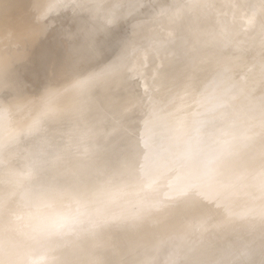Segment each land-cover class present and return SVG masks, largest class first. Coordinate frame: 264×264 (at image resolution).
<instances>
[{
	"label": "bare ground",
	"instance_id": "bare-ground-1",
	"mask_svg": "<svg viewBox=\"0 0 264 264\" xmlns=\"http://www.w3.org/2000/svg\"><path fill=\"white\" fill-rule=\"evenodd\" d=\"M217 1L219 5L213 9L211 5ZM240 1L56 0V4L67 3L74 14L78 12L83 16L74 19L70 26L67 25L60 36L51 72L45 79L46 83L37 91L20 90V94L13 96L7 104L11 109L10 113L36 103L42 95L54 93L53 96H59V100L63 102L70 93H76L81 85H87L92 91H98L101 94L104 107L118 120H122L124 113L129 111L131 106H135L132 104L134 101L138 100L140 103L145 97H151L153 101L155 99V104L160 105L161 109L166 108L159 111L163 117L170 113L173 107L169 106L168 110L166 107L167 103L172 102L171 96L163 95L162 97L159 94L162 86L160 84L165 79L164 74L158 75L159 67L171 64L175 66L173 64L187 54L191 59L189 67L206 64L214 66L235 57L239 52L233 49L213 54L214 51L220 50V46L225 42L212 37L213 33L217 34L214 31V26L217 28L215 20L223 17L231 5H236ZM142 12L147 13L149 18L158 23L156 25L158 29L164 28L158 32L160 39L146 46L137 47L134 43L132 45L129 43L126 47L118 46L107 63L98 65L114 33H119L122 24L130 19L133 29L139 24V21L133 17ZM191 14L197 15L196 20L211 18L213 21L194 31H190L187 26L181 35L172 33L168 35L172 32V26L180 22L185 23L181 21L182 18L189 19L193 23ZM253 19V15L245 16L242 19L243 25L247 26ZM263 22L264 18L246 33L247 39H254L258 36V32L261 34L256 42L257 45L254 49L251 47L250 52L256 51V47L264 43ZM164 24L169 25L164 27ZM40 31L38 34H41ZM206 32L209 36L208 40L204 36ZM148 35L151 34L147 32L142 36L148 39ZM189 36L190 38L187 39ZM221 54H225L226 57L221 58ZM42 56L46 55L42 54ZM1 57L0 63L8 64L12 61L9 54L8 57L5 55L7 59L2 55ZM27 61L29 65L32 63L30 57ZM150 61H154L155 67L153 66V69L143 74L142 70ZM36 69H39L37 64ZM34 72V74L38 73ZM132 73H139L140 87L137 93L127 91L124 96L135 100L127 104L119 98L112 103L108 101V92L116 85L126 83ZM255 75H257L256 72ZM152 76L158 77L156 86L151 84ZM9 79L10 77L0 75V89L9 84ZM100 84L102 85L99 87ZM149 84L155 88L151 89ZM54 85H57L55 87L57 89ZM210 86L206 88L204 84L205 89L195 96L196 102L193 106L173 115L181 125L185 113H187L185 116L189 114L190 118L200 113L194 128L185 135L180 131V136L177 134L178 140L175 141L179 148L183 147L186 156L182 160L183 163H188L185 162L188 158H196L194 162H189L191 166L186 172L167 168L168 162L176 159V156L166 149V143L169 140L166 136L169 137L172 130L168 129L163 131L165 134H162L161 125L151 124L143 118L140 120L141 125L146 123L147 128L151 129L146 130L145 133L148 132L151 136L154 133L157 139L144 135L152 140V144H156L161 153H153L151 146L145 145L142 139L135 138L134 142L132 140V144L136 147L141 145V148L137 147V152H134L132 176L123 183L109 185L108 187H111L109 192L98 199L89 190L100 187L105 180L100 178L98 180L95 177V181H90L92 183L89 185L90 182L89 184L81 183L82 180L78 179L77 174L81 171L80 167L85 157L91 159L88 162L93 161L103 145L105 148L102 153L106 159L116 153L122 155L125 152L123 142L128 143V139L125 140L122 136L126 134L122 132L123 130L118 128L120 131H114V128H107L99 123L98 117H94L95 123L92 128L71 145L53 146L51 143L43 145L40 151L41 160L51 158L56 164L58 155L67 153L74 154V160L70 166L64 167L70 162H64L61 166L58 164L56 185L50 195L48 193V196L52 197L51 212L42 211L36 215L35 229H29L31 222L26 223L27 225L22 229L21 227L15 229V241L8 246L0 247V264L3 256L9 253L15 257L10 264H14L15 261H20V264H86L89 257V264L94 262L106 264L108 262L104 260L105 257L113 258L116 261L114 264H264V160L262 159L264 158V134L258 133V136H255L254 132H247L243 124L237 121L232 125L231 131L233 136L240 137L236 141L238 144H233L232 151L229 145L225 151L221 149L218 159L211 160L215 155L213 143L216 144L218 135L215 133L219 131L217 128V131L208 128L205 132L202 125L210 124L211 116L221 119L222 115H226L232 119L240 115L242 111L230 107L231 115H229L227 110L221 109L226 102L237 99L241 95L240 92H226L225 95H229L226 99L225 96H216L220 90L219 86L216 84ZM149 89L151 90L147 91ZM154 89L157 91L153 93ZM10 113L7 112V114ZM155 113L158 112L154 110L152 114ZM263 114V112L257 113L258 121L264 120ZM4 119L0 121L3 122ZM25 129L26 126H22L21 132H26ZM140 136H142L141 133ZM192 139L195 143L190 144ZM100 143L105 144L100 148ZM6 151H12V149H6ZM169 157L173 160H169ZM0 160L6 163L4 158ZM102 161L95 160L97 172L105 168ZM141 161L144 165L140 164ZM183 163L179 164L183 165ZM6 164L0 167V192L4 191L7 183L9 165ZM129 164L127 160L115 167L123 170L126 168L124 165L130 166ZM177 164L175 160L174 165ZM162 170L167 171V179L160 185L154 186L150 178ZM185 180L191 183L182 187L184 185L182 182ZM60 183L65 185L69 183V185L60 190ZM83 185L87 187L83 189ZM122 190L124 191L120 195L119 192ZM62 196L66 199L65 203L60 202ZM43 215L49 216L46 222L43 221L46 219ZM170 223L172 225L168 226ZM45 224L46 226L43 227ZM154 228H159L161 231L158 230V235L151 238L149 233ZM242 228L243 233L238 234L237 232ZM23 231L46 235L47 245L40 248L38 242L41 238L38 236H32L26 244L20 243L19 235ZM105 232L111 233V235L108 234L111 246H116L117 249L109 247L108 252L104 251L105 248L103 249L100 240L106 235ZM120 232L131 233V236H128L130 238L125 239V244L121 248L117 247V237ZM166 232L167 235L164 237ZM114 234L117 236L115 237ZM162 234L164 235L161 236ZM159 235L161 238L158 237ZM139 242L144 243V246L136 249V244ZM135 250L139 251L133 254ZM110 251L111 254H108Z\"/></svg>",
	"mask_w": 264,
	"mask_h": 264
},
{
	"label": "rangeland",
	"instance_id": "rangeland-1",
	"mask_svg": "<svg viewBox=\"0 0 264 264\" xmlns=\"http://www.w3.org/2000/svg\"><path fill=\"white\" fill-rule=\"evenodd\" d=\"M186 1L187 0H185V2ZM60 4L61 2L56 4V0H0V61H2L1 55L3 57H5V55L8 57L9 54V57H12L11 63H0V75L2 77H10L9 84L0 89V107H2L0 108V112L4 113H0V119L5 118L3 122L2 120L0 121V123L2 122L0 128V158H4L6 163H11L6 164L3 160H0V167H3L4 164L9 165L7 169V183L4 191L2 190L0 192V247L8 246L15 241L16 228L21 227L20 229H22V227L27 225L26 223L31 222L32 225H30L29 229H35L37 223L36 215L42 211L51 212L50 206L52 197L48 196V193L50 195V192L56 185L55 177L59 169L58 164L61 166L64 165V162H70L65 164L64 167L72 165L74 154L71 153L64 155L59 154L56 164H54L51 158L41 160L42 156L40 155V151L43 145H46V143H51L53 146L71 145L92 128L95 123L93 120L94 117H98L100 119L99 123L107 128H114V131H117L118 128L123 130L122 132L126 134L122 136H124L125 140L128 139V143L123 142L125 152L122 155L116 153L113 156H108L106 159L102 153V150L105 148L103 144L105 143H100L99 147L101 148L102 145L103 147L101 151L96 153L93 161L88 162V160L91 159L85 157V161L80 167L81 171L77 176L78 179L82 180L81 183L86 184L87 182L89 184L90 181H95V177L96 179L100 178L105 180L98 188L93 190L87 188L97 199L109 192L111 187L108 186L112 185V183H123L132 176L131 171L134 166L133 160H135L134 152H137V147L141 148V145L137 147L133 145L132 140L134 142L135 138L138 140L142 139L145 145L151 146L153 153H161L156 144H152V140L149 138L155 137L157 139V135L153 132V136L148 134V132L145 133L146 130L148 131L151 129L149 127L147 128L146 123L143 126L141 125V118L151 124L156 123L158 126L161 125L162 134H165L163 131L168 129L172 130V134L169 137L166 136L167 134L164 135L166 138H169L168 143H166V149L176 156L175 160L178 162L177 165L179 166L174 165V160L172 162L170 161V163L168 162L169 165L173 166L167 165V168L181 170V172H186L190 169L191 163L189 162H194L196 158H188L185 160V162L188 163H183L184 161L182 160L186 157L183 147L179 148L177 144H175V141L178 140L177 134L180 136V131H182L181 134L185 135L194 128L196 120L200 118V113H196V115L191 118L189 114L185 116V114H187L185 113L184 116L182 115L184 118L181 125L179 124L180 121L176 120L173 115L180 110L184 112L189 109L190 106H193L194 102H196L195 96L205 89L204 84L206 88L210 86L212 82L214 83L211 86L215 84L219 86L220 90L216 94L217 97L225 96L227 99L229 95L226 96V92L233 93L238 91L241 94L234 101L226 102L223 107H221L222 110H227L226 112L229 115H231L230 107L237 108L239 111H242L240 115L232 119L230 116L227 117L226 115H222L223 117L221 119L211 116V118H209L210 124L206 123V126L205 124L202 125L205 132L208 128L214 131L218 129L219 131L215 133L218 135L216 144L213 143L215 155L211 160L216 161L218 159L221 149L225 151L226 148L229 147L231 150L234 146L233 144H238L236 141L239 140L240 137L233 136L231 131L232 125L237 121L243 124L247 132H254L256 134H254L255 136H258V133L264 134V120L258 121L257 119L258 112L264 113V43L259 44V46L256 47V51L250 52L251 47L254 49V46L257 45L256 42L260 39L261 34L258 32V36L254 39H247L246 34L254 28V25L258 21L263 20L264 0H241L236 5H231L228 12L224 14L223 17L215 20L217 28L214 26V31L217 34L213 33L212 38H218L225 43L220 46V50L214 51L213 54L220 51L224 53L225 51L233 49L239 52L235 57L228 58L226 62H221L214 66L206 64L203 66L189 67L191 59L187 54V56H184L182 59H178L177 62L173 64L175 66L171 64L169 66L164 65L159 67L160 73L158 75H165V79L160 84L162 85L161 89L160 91L158 90L159 94L162 97L163 95L165 97L171 96L170 99L172 102L167 103L166 107L167 110L169 106L172 105L173 107V110L163 117L161 112L159 113L161 106L157 105V103L155 104V99L153 101V98L145 97L141 99L142 102L138 103V100L135 102V99L133 100L132 97L124 96L127 91L138 92L137 90L141 82L139 73H132V75H129V80L126 83L116 85V87L108 92L109 95H107V100L111 103L118 98L123 101L124 104L134 101L132 104L136 107L131 106L129 111L127 110V112L124 113L122 120H118L117 117H114L104 107L101 94L98 91H92L87 85H81L76 93H70L63 102L59 100V96H53L54 93L47 96L42 95L38 98L36 103L26 105L22 110L10 113L11 109L7 104L13 99V96L20 94V90L26 92L37 91L46 83L45 79L51 72L56 45L59 42L56 43L57 38L60 39L73 13L71 6H67V3L65 5ZM218 5L219 2L217 1L213 3L211 7L215 9ZM252 15L255 20H251L250 24H247V26L245 24L244 26L242 19L245 16ZM190 16L193 23H191L189 19L182 18L181 21L185 23L180 22L172 26V32H169L168 35L171 33L181 35L184 28L187 26L190 31H194L199 27H203L204 24L213 21L211 18L206 19V16L204 17L205 20H196L197 15L191 14ZM137 21H139L138 25L121 35L117 42V48L118 46L126 47L129 43H131L129 45L134 43L137 47L146 46L149 45L150 42L153 43V41L160 39L158 32H160L159 30H164V28L158 29V26H156L158 23L151 19V17L149 18L143 15L137 18ZM166 25L168 26L169 24H164V27ZM38 31H40L41 34H38ZM147 32L151 34L150 36L148 35V39L142 36L143 33L145 34ZM37 34L38 37L36 36ZM206 35L207 32L204 33V36L207 37L206 39L208 40L209 36ZM189 38L190 36L187 37V39ZM197 46L200 48L199 44ZM42 54L46 56L43 57ZM111 55L112 54L108 53V51H103L98 65L107 63ZM29 57L32 59L30 65L27 61ZM220 57L224 58L226 55L221 54ZM36 64L39 69L35 70ZM154 65V61L148 62L142 70V73L146 74L153 69ZM34 71L38 73L34 74ZM254 71L257 75H255ZM150 78L153 79L151 84L156 86L158 77L152 76ZM170 78L171 80H169ZM151 84H149V87L151 89L155 88L151 87ZM101 85L102 84L98 86L100 87ZM175 85L177 87H175ZM56 86L57 85H54V88ZM156 91L157 90L154 89L153 93ZM164 109L162 108L161 110ZM154 110L158 113L152 114ZM7 112L10 114H7ZM24 125L27 131L21 132V127ZM140 133L143 137L140 136ZM193 143H195V141L192 139L190 144ZM10 148L12 151L7 152L6 149ZM170 159L173 160V158L169 157V160ZM262 159L264 160V158ZM95 160L97 162L105 160L102 161L105 167H103V171L97 172L95 170ZM127 160L130 166L124 165L126 168H123V170H118L117 167H115L119 163L127 162ZM179 163H183V165ZM248 163L251 165L250 161ZM140 164L144 165V162L141 161ZM167 175V171L162 170L159 174L151 176L150 180L154 186L160 185L167 179ZM186 181L187 180L182 182V184H184L182 187L191 183ZM92 182H90L89 185H91ZM68 185L69 183H66V185L65 183H60V190H63L65 186ZM83 186L84 189L86 185ZM123 191L124 190L119 192V194L122 195ZM60 202L65 203L66 199L62 196ZM47 215H43V217L46 218L43 220L44 222H46L49 217ZM184 216L187 217V215ZM43 217L41 216V218ZM169 225L171 226L172 224L170 223L168 226ZM45 226L46 224L43 227ZM158 230L159 232L161 231L159 228L152 229L151 233H149L150 237L157 236L159 233ZM242 230L243 228L237 233H243ZM24 232L25 231L19 235L21 237L19 239L20 243L26 244L30 241L32 236H38L41 238L38 242V246L43 248L47 245L46 235L41 233H34V235L30 231ZM105 234L106 235L102 236L100 240L103 249L105 248L104 251L108 252L110 250L109 247L117 249L116 246H111L112 243L108 235H111V233L105 232ZM164 234L161 236L164 235L165 237L167 232ZM114 236L116 237L117 235L114 234ZM128 236H131V233L120 232L117 237V247L121 248L125 244V239L130 238ZM161 236L159 235L158 237L161 238ZM143 246L144 243L139 242L136 244V249ZM138 251L139 250H135L133 254H136ZM108 254H111V251ZM89 258L86 260L88 261L85 262L86 264H89ZM12 259H15L13 254H6L1 259V264H10ZM104 260L108 262L106 264H114V262H116L110 257H105ZM20 263V261H15L14 264ZM92 264H96V262Z\"/></svg>",
	"mask_w": 264,
	"mask_h": 264
},
{
	"label": "water",
	"instance_id": "water-1",
	"mask_svg": "<svg viewBox=\"0 0 264 264\" xmlns=\"http://www.w3.org/2000/svg\"><path fill=\"white\" fill-rule=\"evenodd\" d=\"M77 16V17H75V16ZM143 15H145L146 17H148L149 15H147V13H140V15L139 14H136V16L135 17H133V19L134 18H136L135 20H137V18H139V17H141V16H143ZM83 16V15H82ZM81 15H79V13L77 12L76 14H74V12L71 14V17H70V19H69V21H68V26H70V24L73 22V20L74 19H77V18H80V17H82ZM131 23H132V20L130 19V20H128V21H126V22H124L122 25V27L121 28H119V33L117 32V33H114V35L110 38L111 39V41L109 42V44L107 45V47L104 49V52H107L108 51V53H110V54H112L113 55V53L116 51V49H117V42L119 41V38L121 37V35H123L124 33H126L127 31H129L130 29H131ZM66 29V28H65ZM65 31V30H64ZM64 31L62 32V33H64ZM59 41V38H57V41H56V43Z\"/></svg>",
	"mask_w": 264,
	"mask_h": 264
}]
</instances>
